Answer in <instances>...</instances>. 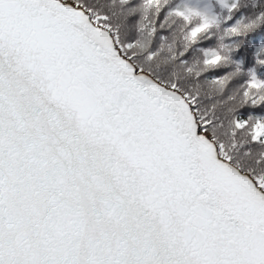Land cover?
Here are the masks:
<instances>
[{
    "label": "snow or ice",
    "instance_id": "6c2138e0",
    "mask_svg": "<svg viewBox=\"0 0 264 264\" xmlns=\"http://www.w3.org/2000/svg\"><path fill=\"white\" fill-rule=\"evenodd\" d=\"M0 264H264V0H0Z\"/></svg>",
    "mask_w": 264,
    "mask_h": 264
}]
</instances>
